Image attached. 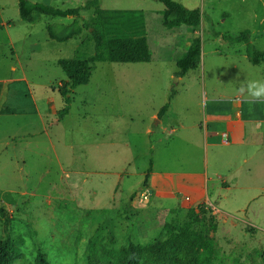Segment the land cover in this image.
Here are the masks:
<instances>
[{
  "label": "rangeland",
  "instance_id": "obj_1",
  "mask_svg": "<svg viewBox=\"0 0 264 264\" xmlns=\"http://www.w3.org/2000/svg\"><path fill=\"white\" fill-rule=\"evenodd\" d=\"M30 1L66 10L91 0ZM174 1L200 9L210 23L203 17L197 28L169 30L157 0H99L102 9L146 12L153 59L96 63L90 82L70 91L63 115L60 90L69 80L58 63L93 55L91 34L57 42L47 26L73 18L43 16L31 24L22 20L18 0H0V239L11 234L19 245L28 262L17 264H36L39 252L49 264H89L99 245L148 244L166 223L186 219L206 175L205 191L218 209L209 206L218 225L210 233L212 263L264 264V189L252 184L264 175V155L234 145L237 124L223 133L241 104H254L240 94V83L264 81V65L250 63L246 44L223 37L249 30L252 44L264 51V0ZM91 17L92 11L82 12L81 23ZM195 37L201 62L179 77L176 61ZM259 111L264 115V104ZM247 129V137L249 130L264 133V123ZM207 131L222 132L221 138L207 146ZM225 133L232 138L228 147ZM151 163L158 177L143 190ZM171 176L178 185L172 201H192L170 205L154 193ZM197 228L206 233L209 220Z\"/></svg>",
  "mask_w": 264,
  "mask_h": 264
},
{
  "label": "trees",
  "instance_id": "obj_2",
  "mask_svg": "<svg viewBox=\"0 0 264 264\" xmlns=\"http://www.w3.org/2000/svg\"><path fill=\"white\" fill-rule=\"evenodd\" d=\"M157 1L165 6L161 14L163 25L169 30L182 26L197 28L203 17L206 23H210V19L206 18L200 9H189L174 0ZM18 2L22 20L31 24L39 22L43 16L73 18L70 24L47 26L52 40L65 43L87 30L94 41L93 55L87 58L78 55L74 59L61 60L58 63L69 80L60 90L67 103L63 115L70 109V91L90 82L96 63H150L153 59L145 11L102 9L99 0H91L83 7L66 10L30 0ZM88 11H92L91 20L81 23L82 12ZM223 39L233 44H246L250 63L255 66L264 65V51L258 50L252 44L249 30L240 36ZM201 56L202 42L199 37H195L188 50L176 61L179 69L177 75L184 77L190 70L196 69L201 62ZM168 107L169 104L162 108L158 118L166 114ZM153 172L151 163L141 183V189H150ZM0 211L5 215L3 208H0ZM208 220L210 228L206 233H202L197 226ZM217 229L216 216L207 204H201L197 208L189 209L183 222L174 220L166 223L163 233L148 244L129 242L120 250H110L103 245L95 247L91 251L89 264H213V239L210 233L216 232ZM21 259L28 262L11 234L0 239V264H17ZM36 264H49L46 255L39 252Z\"/></svg>",
  "mask_w": 264,
  "mask_h": 264
},
{
  "label": "crops",
  "instance_id": "obj_3",
  "mask_svg": "<svg viewBox=\"0 0 264 264\" xmlns=\"http://www.w3.org/2000/svg\"><path fill=\"white\" fill-rule=\"evenodd\" d=\"M1 25V23H0ZM2 27V25H1ZM1 29V28H0ZM189 45L187 46L186 51L188 50ZM12 70H14V67H12ZM250 100V99H249ZM251 101H253L251 99ZM250 103H254L251 106H246L245 105H240V107L237 109V111L235 112V116L236 118L233 120H230L227 122V127L226 130L223 131L224 132H231L232 133V129H235V125H238V128H236V134H233V143L234 145L238 146V147H243V146H252L255 147L254 148V155L256 157H259L261 155H264V133L262 131H257L255 130H249L251 131L252 135H249V137L246 136V131L247 126L249 124L255 123V122H261L264 123V115L259 111L260 110V105L264 104V102H248L247 104ZM163 120H161L159 122V124H162ZM221 133L222 132H218V131H207L205 132V140H206V145L210 146L214 143V139L216 138H221ZM226 134V133H225ZM231 137L229 136L228 142H222L223 146H230L231 145ZM262 157V156H261ZM264 160V158L262 159ZM261 160V161H262ZM261 161L256 163V168L261 167ZM248 159L244 158V163H247ZM262 163L264 164V161H262ZM230 175H235L234 170H230ZM259 173V171L257 172V174ZM220 175V174H219ZM217 175V180L218 181H222L225 183V188H228L229 186V181L225 180V177L222 176L221 179H218ZM259 175V174H258ZM221 176V175H220ZM260 179H257L256 181H253L252 184H255L257 187L264 189V175H262L260 173ZM158 177L156 171L154 170L153 175L151 177V182L152 184L155 183L156 178ZM175 177L171 176V179L167 180L166 182H164V185L162 187L157 188L156 192H154L155 194H157L158 196L163 195L164 199L166 202L171 203L170 205H175V203H180L179 201H172V197L175 195L177 196V183L175 182ZM210 182L209 178L206 175V178L203 179V181L201 182V185L197 188H195V194H196V199H197V203L193 205V208H197L198 206H200L202 203L203 204H207L208 206L214 207L216 209V211L218 212L217 207L210 201V197L207 196V193L205 191V186ZM176 186V187H175ZM153 187V185H152ZM248 188V187H246ZM174 190V191H173ZM155 191V190H151ZM173 193V195H171ZM189 198L188 201H192L191 197H186ZM184 200V202L181 201V204H184L187 200ZM178 200V199H177ZM178 205V204H177Z\"/></svg>",
  "mask_w": 264,
  "mask_h": 264
},
{
  "label": "clouds",
  "instance_id": "obj_4",
  "mask_svg": "<svg viewBox=\"0 0 264 264\" xmlns=\"http://www.w3.org/2000/svg\"><path fill=\"white\" fill-rule=\"evenodd\" d=\"M241 95H245L247 98H251L256 102H264V81L251 80L247 82H241L239 87Z\"/></svg>",
  "mask_w": 264,
  "mask_h": 264
},
{
  "label": "built area",
  "instance_id": "obj_5",
  "mask_svg": "<svg viewBox=\"0 0 264 264\" xmlns=\"http://www.w3.org/2000/svg\"><path fill=\"white\" fill-rule=\"evenodd\" d=\"M223 142L227 143L228 142V135L227 134H223ZM222 176H218V179H221Z\"/></svg>",
  "mask_w": 264,
  "mask_h": 264
}]
</instances>
